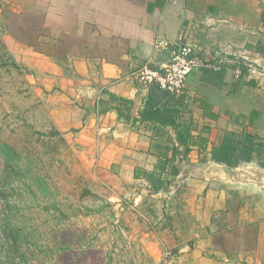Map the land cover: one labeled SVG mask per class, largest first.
<instances>
[{
	"label": "crops",
	"instance_id": "crops-1",
	"mask_svg": "<svg viewBox=\"0 0 264 264\" xmlns=\"http://www.w3.org/2000/svg\"><path fill=\"white\" fill-rule=\"evenodd\" d=\"M39 13L40 38L51 44L49 51L59 41L62 58L57 61L15 42L41 73L50 120L75 149L86 179L119 202L125 196L140 204L144 196L164 206L178 201L185 212H177L187 222L180 234L173 223L160 229L168 237L187 235V241L178 238L177 253L191 264H264L263 200L237 204L229 187L192 175L182 176L180 187H171L181 173L178 165L202 151L200 140L210 145L203 133L216 122L227 123L228 132L254 136L261 149L258 159L264 161V0H0V21ZM179 36L195 56L224 72L220 85L207 82L202 69L185 81L180 112L182 118L189 116L192 127L186 155L171 127L139 120L149 86L139 78L140 71L157 70L169 61L171 49L155 51L156 40L174 43ZM239 63L247 75L235 79L233 66ZM246 82L261 95L247 111ZM199 115L201 127L195 120ZM164 161V186L153 191L147 174ZM170 167H179L178 174L172 175ZM219 216L250 230L251 245L239 249L234 260L213 245ZM230 230L228 226L221 232Z\"/></svg>",
	"mask_w": 264,
	"mask_h": 264
},
{
	"label": "rangeland",
	"instance_id": "rangeland-1",
	"mask_svg": "<svg viewBox=\"0 0 264 264\" xmlns=\"http://www.w3.org/2000/svg\"><path fill=\"white\" fill-rule=\"evenodd\" d=\"M27 21L23 16H7L0 21V42L4 47L0 55L4 52V62L10 57L20 67L0 68V141L14 146L21 154L24 172L29 170L31 175L42 180V189L33 188V196L20 199L17 190L13 194L11 204L20 210L17 220L26 226L23 240L26 256L22 264H55L59 260L61 243L79 250H93L94 253H81V264H167L166 252L172 253L170 259L174 258L180 264H191L185 254L177 253L179 237L165 236L160 229L161 225L173 223L177 235L180 234L181 227L187 222L179 216L185 209L178 201L164 206L159 200L153 201L147 196L143 197L141 204L135 203L132 196H125L120 202L115 200L109 190L86 179L87 172L79 162L75 149L63 143L61 135H54L55 129L43 99L42 75L40 77L41 73L33 61H26L28 54L23 45L15 42L27 39V26L30 25ZM62 53H57L60 58ZM40 63L42 61L37 64ZM247 82L243 85L245 111L261 100L260 92ZM184 119L189 120V116H184ZM195 120L197 126H203L201 115ZM226 125L216 122L205 126L210 130L203 135L210 145L178 166L187 169L188 165L205 161L207 149L219 142L226 132ZM252 157L260 162L256 156ZM1 162L0 159V167ZM229 186L237 204L261 199L251 187ZM3 209L0 202V214ZM232 222V219L225 221L219 216L213 245L234 260L239 249L248 248L251 244L248 242L250 230L233 226L235 222ZM228 226L231 228L229 232H221ZM186 237L179 239L187 241ZM14 257L16 261L13 264H17L19 255ZM5 258L6 254L0 252V264H6Z\"/></svg>",
	"mask_w": 264,
	"mask_h": 264
},
{
	"label": "trees",
	"instance_id": "trees-1",
	"mask_svg": "<svg viewBox=\"0 0 264 264\" xmlns=\"http://www.w3.org/2000/svg\"><path fill=\"white\" fill-rule=\"evenodd\" d=\"M22 16L23 19L26 17L28 20L27 23L30 24L27 26V39L22 40V42L32 48L36 53L57 59L60 58L58 54H61L62 51L59 47V41L52 45L54 50L49 51L48 47L51 44L44 42L40 38L43 36L42 14H22L19 17ZM20 30L24 31L22 27H20ZM0 46V51H4L2 42H0ZM4 56L5 53L3 52L0 55V68H20L13 58L9 57L10 62L9 59L4 62ZM237 67L241 70L240 78L245 77L247 75V68L239 63L238 65H234L233 69ZM202 70H205L204 74L207 82L214 83L215 85L222 83L224 75L222 68L216 71L210 69ZM183 104V95L175 97L173 94L160 89L157 83H152L148 86V93L143 104V109L139 114V120L171 127L175 132L178 146L183 148L184 154L186 155L192 146V127L189 120L182 118L180 109L183 107ZM54 135L60 136L56 130ZM62 141L65 143L64 140ZM200 142L199 148L201 150L206 149V140H200ZM260 153L261 149L256 143L254 136L246 133L238 135L228 131L222 134L217 145L212 146L209 151L212 160L226 163L229 166H235L241 161H250L253 158V154L260 159ZM0 159L2 161L0 167V202L4 208L0 214V252L6 254V264H13L16 261L14 255H19L21 260L19 259L17 264H22V259L26 256L23 253V240H25L24 231L26 230V226L19 224L17 220L20 210L17 206L11 204L14 198L13 194L17 190L20 199L33 196L35 194L33 188L42 189V180L38 176L34 177L31 175L29 170L24 172L21 154L14 146L4 141H0ZM240 159L241 161H239ZM165 164V161L158 164L155 172L147 174V181L151 184L153 191H158L164 186V182L161 180V174L164 171ZM261 164L264 165V161ZM11 173L13 176H11ZM171 174L174 176L177 175V168L172 167ZM59 245V260L55 264H81L79 259L81 253H94L90 248L79 250V248H72L63 243Z\"/></svg>",
	"mask_w": 264,
	"mask_h": 264
},
{
	"label": "built area",
	"instance_id": "built-area-1",
	"mask_svg": "<svg viewBox=\"0 0 264 264\" xmlns=\"http://www.w3.org/2000/svg\"><path fill=\"white\" fill-rule=\"evenodd\" d=\"M154 49L157 52L171 49L169 61L157 70L143 68L140 71L139 78L146 85L157 83L160 89L173 94L175 97L183 95L185 81L194 71L200 69L216 71L220 68L219 65L209 64L195 56L192 47L185 43L183 36H179L174 43H169L166 40H156ZM260 75L264 76V70L260 72ZM234 76L235 79L241 77L239 67L234 69ZM172 255V253L166 252L167 264H180L174 258L170 259Z\"/></svg>",
	"mask_w": 264,
	"mask_h": 264
},
{
	"label": "water",
	"instance_id": "water-1",
	"mask_svg": "<svg viewBox=\"0 0 264 264\" xmlns=\"http://www.w3.org/2000/svg\"><path fill=\"white\" fill-rule=\"evenodd\" d=\"M180 171V176L171 184L173 188L181 186L182 176L192 175L206 177L209 181L229 188V185L251 187L254 189L253 193L264 201V165L254 158L250 161H241L235 166H229L226 163L212 160L209 155L206 161L190 165L187 169L181 168Z\"/></svg>",
	"mask_w": 264,
	"mask_h": 264
}]
</instances>
